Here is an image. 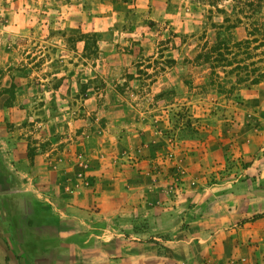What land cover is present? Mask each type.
<instances>
[{"label":"rangeland","instance_id":"374dc122","mask_svg":"<svg viewBox=\"0 0 264 264\" xmlns=\"http://www.w3.org/2000/svg\"><path fill=\"white\" fill-rule=\"evenodd\" d=\"M0 79L52 192L264 184V0H0Z\"/></svg>","mask_w":264,"mask_h":264},{"label":"crops","instance_id":"0c3cea01","mask_svg":"<svg viewBox=\"0 0 264 264\" xmlns=\"http://www.w3.org/2000/svg\"><path fill=\"white\" fill-rule=\"evenodd\" d=\"M5 99L0 264H264V215L253 218L264 212V184L253 175L176 196L123 183L52 192L37 181L41 165L37 173L16 149Z\"/></svg>","mask_w":264,"mask_h":264}]
</instances>
